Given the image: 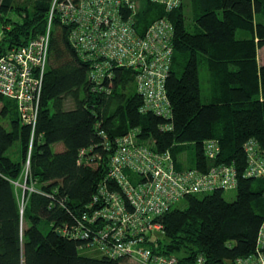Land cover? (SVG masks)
Wrapping results in <instances>:
<instances>
[{
	"label": "trees",
	"instance_id": "trees-1",
	"mask_svg": "<svg viewBox=\"0 0 264 264\" xmlns=\"http://www.w3.org/2000/svg\"><path fill=\"white\" fill-rule=\"evenodd\" d=\"M138 2V25L166 17L174 26L165 80L171 116L140 111L132 67L113 64L110 76L92 80L69 26L54 16L34 130L21 121L16 102L0 94V264H139L124 254H101L88 245L90 236L75 234L82 214L103 204L93 197L102 183L111 187L109 160L116 139L130 130L154 149L170 150L176 168L230 164L237 175L232 200L219 188L186 194L184 207L173 204L155 218L162 230L145 236L144 246L183 264H196L199 256L204 264H239L256 252L264 178L244 174V143L254 138L264 158V63L258 59L264 0H182L170 11ZM51 3L2 0L0 52L45 32ZM164 123L171 127L161 129ZM207 139L217 142L213 157L205 154ZM57 142L63 147L54 151ZM187 148L194 153L189 167L181 157Z\"/></svg>",
	"mask_w": 264,
	"mask_h": 264
},
{
	"label": "built area",
	"instance_id": "built-area-1",
	"mask_svg": "<svg viewBox=\"0 0 264 264\" xmlns=\"http://www.w3.org/2000/svg\"><path fill=\"white\" fill-rule=\"evenodd\" d=\"M150 1L166 11L182 2ZM138 9V0H52L45 32L19 47L0 52V94L16 102L21 121L34 130L48 63L51 21L57 16L69 26L71 44L89 62L92 80L98 84L110 76L113 64L132 67L142 97L140 111L169 118L171 107L165 80L172 62L174 26L166 17L140 26L136 21ZM1 33L0 29V41ZM170 127V123L161 125V129ZM116 145L107 174L111 187L100 185L92 203L102 200L103 204L82 214L75 234L80 239L90 236V248L111 257L124 254L139 264H183L175 257L152 253L143 245L145 236L162 230L155 218L186 194L236 188L235 167L215 164L208 170L176 168L170 150H157L139 141L134 130L119 136ZM244 146V174L264 178V158L256 140L249 138ZM217 150L216 140L204 142L209 157ZM256 248L255 253L239 258L238 263L264 264V219ZM195 262L204 264L201 256Z\"/></svg>",
	"mask_w": 264,
	"mask_h": 264
},
{
	"label": "rangeland",
	"instance_id": "rangeland-1",
	"mask_svg": "<svg viewBox=\"0 0 264 264\" xmlns=\"http://www.w3.org/2000/svg\"><path fill=\"white\" fill-rule=\"evenodd\" d=\"M241 31V30H240ZM258 59H259V62L261 64L264 63V46L260 47L258 49ZM201 87H202V94L203 96L207 95L208 94V83L206 82V79H204V71L201 70ZM67 106H70V104H67ZM2 121L4 123H6L7 121L5 119H2ZM63 147V144L62 142H57L55 143L52 148L54 149V151H57V150H60L61 148ZM194 153L192 151L191 148H187L186 149V152L183 153L182 152V159H183V162H184V166L185 167H189L191 165V161H192V157H193ZM22 188H23V191H24V187L25 189L27 188L26 186H24L23 184L20 185ZM235 194H236V189H224L223 190V195L224 197L227 199V200H232L234 197H235ZM199 195H202L201 193H199ZM186 205V200L185 198H181L179 199L176 203H175V206H178V207H184ZM50 225H46L45 224H42V228L44 230H46ZM90 256H94V254L98 255L97 252H93V251H90V250H86Z\"/></svg>",
	"mask_w": 264,
	"mask_h": 264
},
{
	"label": "water",
	"instance_id": "water-1",
	"mask_svg": "<svg viewBox=\"0 0 264 264\" xmlns=\"http://www.w3.org/2000/svg\"><path fill=\"white\" fill-rule=\"evenodd\" d=\"M24 186H25V185H24ZM24 189H25V187H24ZM57 233H58V234H60V231H59V230H57Z\"/></svg>",
	"mask_w": 264,
	"mask_h": 264
}]
</instances>
